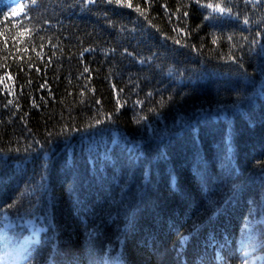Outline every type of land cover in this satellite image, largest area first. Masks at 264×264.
Listing matches in <instances>:
<instances>
[{
  "label": "trees",
  "instance_id": "16d2710c",
  "mask_svg": "<svg viewBox=\"0 0 264 264\" xmlns=\"http://www.w3.org/2000/svg\"><path fill=\"white\" fill-rule=\"evenodd\" d=\"M0 228V264H264V0H0Z\"/></svg>",
  "mask_w": 264,
  "mask_h": 264
},
{
  "label": "rangeland",
  "instance_id": "374dc122",
  "mask_svg": "<svg viewBox=\"0 0 264 264\" xmlns=\"http://www.w3.org/2000/svg\"><path fill=\"white\" fill-rule=\"evenodd\" d=\"M29 222V231L26 235V244L37 241L39 239L41 231L44 229V226L38 222L36 219L32 220V217L28 219ZM6 225H10L8 221L5 222ZM18 246L10 245L5 249L4 255H8L9 253L12 254L13 260L12 262L20 256V248ZM115 264H123L120 261H117ZM252 264V263H248Z\"/></svg>",
  "mask_w": 264,
  "mask_h": 264
},
{
  "label": "snow or ice",
  "instance_id": "6c2138e0",
  "mask_svg": "<svg viewBox=\"0 0 264 264\" xmlns=\"http://www.w3.org/2000/svg\"><path fill=\"white\" fill-rule=\"evenodd\" d=\"M207 7H212V5H207ZM215 10H218L219 12L221 13H225V12H230V9H227V8H224V7H221L220 5H216V8L214 9ZM245 23H247V21L245 20ZM87 71V69H86ZM97 123H99V121H97ZM0 231H3L2 228H0Z\"/></svg>",
  "mask_w": 264,
  "mask_h": 264
}]
</instances>
